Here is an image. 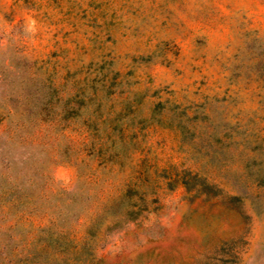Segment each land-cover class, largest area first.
<instances>
[{
	"label": "rangeland",
	"instance_id": "obj_1",
	"mask_svg": "<svg viewBox=\"0 0 264 264\" xmlns=\"http://www.w3.org/2000/svg\"><path fill=\"white\" fill-rule=\"evenodd\" d=\"M28 72L56 88L30 120L1 103ZM115 121L131 137L111 157ZM15 127L37 172L30 199L0 196V264L47 213L63 250L36 238L25 264H83L93 211L127 186L137 216L97 219L87 242L101 264H264V183L244 168L264 174V0H0V145Z\"/></svg>",
	"mask_w": 264,
	"mask_h": 264
},
{
	"label": "trees",
	"instance_id": "obj_2",
	"mask_svg": "<svg viewBox=\"0 0 264 264\" xmlns=\"http://www.w3.org/2000/svg\"><path fill=\"white\" fill-rule=\"evenodd\" d=\"M8 82L10 83L7 85L6 91L3 95L1 94L6 101H1V103L7 105L8 111H15L25 119L30 120L31 117L37 118L40 112H45L51 105L56 88L52 85L47 76L33 75L28 72L25 75H20L18 80H8ZM160 104V101H156L152 105L150 110L151 116L156 113V107ZM65 110H68L67 107L63 108L60 112H64ZM175 124L179 129L184 131V125L181 121H177ZM124 129L125 128L121 126L119 121L113 122L104 135L105 140L99 143L98 150L102 151L103 149L104 152H107L111 157L119 153L123 149V145L125 144L124 141L126 142L127 140V142H129L131 137V134H128L126 137ZM15 130L16 127L6 131L4 135V144L0 145V182L3 184L0 196H3L8 204L18 205L22 201L30 199L33 195V192L30 190H32L33 177L37 172V168L33 150L23 149L20 153H13V148L15 146L24 144L26 146L27 143L31 147L34 145L33 142H26L23 136L14 134ZM25 164H27L30 169H26L27 166ZM244 168L247 175L253 173L251 180L255 184L264 183V174L260 175L254 173L256 168L252 169L250 164H246ZM132 196L133 192L131 188L127 186L119 194L113 196L108 201L102 202L101 205L93 211V215L89 219L81 235V241L78 243L77 253L72 257L73 259H78L82 261L83 264H101L100 258L93 255L87 243L94 234V222L105 215L113 214L121 210L122 213L120 216L124 218L136 217L140 209H134L133 203L131 202ZM258 196L259 194L257 192H235L229 194V198L232 200H240L242 197L248 198L255 213L259 211L256 206ZM62 202L66 206L70 204V196H66V199ZM60 214L47 213L46 221L33 228L35 231L34 237L30 236L26 240H21L20 235H18L19 237L16 239L10 237L9 240L3 244L5 246L3 250L6 254L3 256V259L8 264L34 262L37 256V249L30 245V241L36 238L43 242L44 245L57 242L56 245H58V248L63 250V243L61 244L58 238L69 234L70 231L66 229V226H64L65 228L61 225L58 227L55 226V228L53 227V225H57L56 220H58ZM15 223L16 221H10L7 227H13L16 225ZM73 241L72 239L71 246L74 248L76 244ZM80 254H82L83 257H80Z\"/></svg>",
	"mask_w": 264,
	"mask_h": 264
}]
</instances>
